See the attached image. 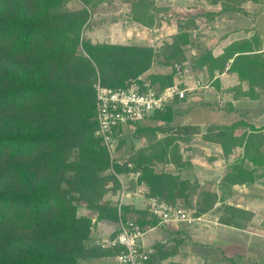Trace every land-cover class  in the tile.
I'll list each match as a JSON object with an SVG mask.
<instances>
[{
	"label": "trees",
	"instance_id": "1",
	"mask_svg": "<svg viewBox=\"0 0 264 264\" xmlns=\"http://www.w3.org/2000/svg\"><path fill=\"white\" fill-rule=\"evenodd\" d=\"M68 1L0 0V264H88L114 257L116 251L102 249L93 238L98 222L120 219L113 196L121 185L111 168L126 176L131 163L132 171L141 173L138 183L149 189V196L172 204L181 198L188 203L197 191V186L164 169L170 163L178 169L189 165L179 155V147L171 149L168 140L161 147L158 170L153 158L142 154L124 164L111 163L107 148L96 136L98 74L102 86L118 88L149 71L156 54L148 46L82 39L93 0H80L82 6L76 10L66 8ZM208 1L221 2L225 11L243 12L236 6L242 0ZM132 7L135 23L152 25L153 20H146L150 10L145 0H134ZM188 43L187 33L177 36L158 54L163 56L162 65H182L183 45ZM261 46L260 38L254 36L232 43L218 57L206 51L196 63L207 68L211 78L228 72L241 84L248 82L249 90L242 97L259 100L264 94ZM182 73L183 68L164 76L149 75V80L160 92L177 79L182 81ZM182 87L186 86L182 83ZM153 118L171 125L173 106ZM135 125L138 134L148 130ZM240 126L246 125L240 121L213 126L203 137L219 143L224 157L234 148L243 149L239 162L223 177L231 187L253 184L258 178L255 172L264 167V127L248 126L250 131L238 137ZM121 130L116 129L115 136ZM181 131L188 144L200 134L198 127L190 125ZM218 198L217 192L204 193L197 202V217L215 210ZM82 206L97 213L95 222L79 214ZM245 214L250 215L225 204L218 221L242 228ZM121 217L132 219L143 230L159 224L148 209L124 207Z\"/></svg>",
	"mask_w": 264,
	"mask_h": 264
},
{
	"label": "rangeland",
	"instance_id": "2",
	"mask_svg": "<svg viewBox=\"0 0 264 264\" xmlns=\"http://www.w3.org/2000/svg\"><path fill=\"white\" fill-rule=\"evenodd\" d=\"M133 1L134 0H93L89 5L91 17L82 30V39L84 38L85 40H90L94 44H136L152 48L154 50V53L156 54V60L152 68L149 71L143 73L146 75L164 76L170 73L173 74L177 70L182 71L183 68L182 80H186L189 83L190 88H192L191 91H189L187 94H203L200 99L201 105L199 107H206L208 109H211L212 111L220 112L221 114L217 115V121L225 123L222 125L212 124L206 126L204 134L208 132V129L210 127L234 125L240 121L243 122L246 126H240L237 129L236 136L238 137H241V135H243L245 132L248 133L250 131L251 128H248V126L256 128L264 127V94L259 100H252L258 101L257 103H253L249 107L245 106V104L242 106L241 104L240 106H238V109H235L234 102L242 99L251 100L250 98L242 97V93L249 90V83L245 82L241 84L238 80V84L230 86L232 82H229V78L226 77V82L222 85V82L220 81L221 79H219L218 77L216 78V75L211 78L207 71V68L201 69L200 66L196 63V59L206 51H211L214 55V48L218 47L220 45L219 42L226 35H229L234 29H236V27H247L248 25H245L248 24V21H252V18L253 20L256 19V15L252 11V9H244V6L250 1L242 0L240 1V4H236L237 8L243 11L236 12L232 10L225 11L223 10L221 2L218 5H212L208 0H145V4L149 6L150 10L149 16L147 17V19L145 17V19L150 22L153 20L152 25L148 24V26H143L141 24L135 23V21L132 20ZM81 6L82 4L80 0H70L66 4V8L71 10H76ZM237 14L242 15L243 19L235 22L236 24L234 23L233 25H230L229 23H219L218 21L219 17L228 20L225 17H234ZM237 23H239V25ZM254 29L255 28L252 26L250 27V25L248 28L243 29V34L248 35L245 39H251L254 36H258L261 40L262 52L264 53V40L261 38V36L256 33L249 36V33H251V31L253 32ZM183 32L189 35V43L183 45L184 59L182 61V65H162V62L164 60L163 56H159L158 54L162 55L166 46L172 44L174 39ZM228 32L229 34H225ZM156 38L158 39L156 40ZM214 56L218 57L220 55ZM233 76L237 77L236 75ZM99 80L100 74H98V81ZM177 80V82H182L179 81V79ZM198 80L200 81V85H197L196 83ZM174 112L175 119L171 125H168L165 122L159 121L157 119H152L156 122L154 121L153 124L151 123L150 127L149 125H147L148 127H144V125H146V122L139 124L141 127L148 129L145 133L138 134L136 125H127L123 127L121 132H119L115 136L114 141L112 142L110 147L111 150H109L108 147L104 145L110 155L111 163L124 164L126 161L132 159L133 157L142 154L143 156H146L148 158H153L152 163L157 167L156 169L158 170V156L160 155L161 147L165 146L166 143L164 142L166 140H168L169 143L172 144L170 145L171 149H173L174 146L179 147V155L181 156H183V149L185 151L192 150V148L190 147L191 142L189 144L186 143V136L180 134L183 133L181 131V128H183L184 126H179L180 124L178 116H181L183 114L181 111ZM198 128L200 130V134L198 135H201V128ZM204 134L202 135V138L204 137ZM198 135L193 137L192 141L196 137H198ZM242 156L243 149L238 147L234 148L230 156L224 157L226 162V168L224 169L225 171L223 170L224 176L229 167L232 164L239 162V158H241ZM190 158L191 157H189V155L187 154L186 162H188V159ZM220 163L222 167V164L224 163L222 161ZM246 164L248 165L247 167L250 166L249 163ZM130 165L131 171L126 176L116 174L113 168H111V172L116 175L119 182L120 179H123L125 184L127 185L126 187H132L133 189H135L137 185L140 184L132 178L131 174L137 172L132 171L133 166L130 163L128 167ZM241 165L246 166L243 160H241ZM160 168L161 167H159V169ZM168 168L169 167L164 166V169L167 172H171V170H169ZM216 168H218V170H216L217 173H220L222 171V169L219 170L220 167ZM172 172H175V170H173ZM255 174L258 175V178L254 183L260 181L261 184V186L259 187L260 193L258 195V209L256 214H254L250 210L240 208L250 213V215L245 214V217L241 218L240 224L242 225L241 229L246 230L249 229V227H252L258 228L259 231L264 232V167L258 168ZM223 177L220 180V184L217 185V188H214V181L212 182L208 180H206L202 185L192 184L197 186V191L192 194L193 198L188 203L185 201V199L181 198L173 204H180L188 212L190 217L194 219V222H197L199 220V217H203V215L197 217V211L199 209V207L197 206L198 200H200L201 196L204 195V193H213L217 192V190H221V195L217 200L218 203L215 205V210L212 211V215L218 218V216H220V212L223 211V206L225 204L231 205L229 202L234 203V201H239L236 199L234 200L232 193L233 188L226 182H224ZM126 179H128L129 182ZM120 185L121 188L119 193H117L118 198L116 202H118L121 193V182ZM246 185L249 186L250 184ZM250 192L251 191L248 190L247 194H250ZM137 201L138 202H136V205L140 208L142 206V202H140V200ZM246 201L250 200L247 199ZM219 203L223 204L218 205ZM78 212L80 215L95 219V221L97 220V213L83 206L79 208ZM96 241L97 240H94V242ZM259 258L263 259L262 256ZM91 261H88V264Z\"/></svg>",
	"mask_w": 264,
	"mask_h": 264
},
{
	"label": "crops",
	"instance_id": "3",
	"mask_svg": "<svg viewBox=\"0 0 264 264\" xmlns=\"http://www.w3.org/2000/svg\"><path fill=\"white\" fill-rule=\"evenodd\" d=\"M244 7L246 10L252 9L256 15V19L253 20L252 18V21H248V24L245 25H248L247 27H236L230 34L229 32L225 33L229 35H226L219 42L220 45L214 48V55H221L226 47L234 42L245 39L248 35L243 34V29L248 28L249 25L255 28L253 32L251 31L249 33V36L256 33L264 40V2L255 4L250 1ZM225 18L228 20L219 17V23L233 25L235 22L243 19V16L237 14L234 17ZM237 24L239 25V23ZM228 74L227 72L217 73L216 78L221 79L222 85L226 82L227 78H229V82H232L230 86L238 84V78ZM182 83L190 88L186 80H182ZM196 83L198 85L200 81L198 80ZM202 96L203 94L190 93L183 100L171 102L170 105H173L174 111H181L183 114L178 116L179 126L190 125L200 127L202 134L198 135L191 142L190 147L192 150H182L183 160H187V154L191 157L188 159L189 165L187 167L178 169L172 163L167 164L166 167H169L168 169L171 170V173L179 174L183 180H189L192 184L202 185L208 180L214 181V188H217V185L220 184V180L224 176L223 170L226 168L223 149L219 143L204 140L202 135L206 130V126L212 124L222 125L225 123L217 121V115H220V112L212 111L206 107H199ZM257 102L242 99L234 102V107L238 109V106L241 104L242 106L245 104V106L249 107L251 104ZM153 117L154 115L145 121L146 125L144 127H148L147 125L150 127L151 123H154L155 120H152L154 119ZM221 161L224 163L222 167ZM216 167H220L219 170L222 169V171L217 173L216 170L218 168ZM173 170L175 172H172ZM138 186L141 187V185H137L135 189L132 187L128 188L127 192L129 195L124 199L123 208L129 207L134 210H146L149 208V198H151L149 196V190L144 185L143 193L135 195ZM260 186V181L249 186L234 185L232 187L233 198L239 201L229 203L237 208L250 210L256 214L259 205L258 195L260 193ZM248 190L251 191L250 194H247ZM220 191L217 190L219 197L221 195ZM117 198L118 195L113 199L116 201ZM247 199L250 201H246ZM137 200L142 202L140 208L136 205ZM198 219L197 222L191 224L163 223L146 229L143 242L146 245L153 246L157 252L150 264H230L229 260H234L238 264H264V232L259 231L258 228L249 227V229L245 230L221 224L218 222V218L212 215V212L204 214L202 218L199 217ZM92 220L95 221V219ZM117 227L118 222H98L93 233L94 240L115 234ZM261 256L263 259L259 258ZM89 264H116V262L114 257H107L92 260Z\"/></svg>",
	"mask_w": 264,
	"mask_h": 264
},
{
	"label": "built area",
	"instance_id": "4",
	"mask_svg": "<svg viewBox=\"0 0 264 264\" xmlns=\"http://www.w3.org/2000/svg\"><path fill=\"white\" fill-rule=\"evenodd\" d=\"M95 90L98 124L96 136L111 150L116 129L141 124L156 112H164L171 102L185 99L190 88L182 87V82L176 81L172 86L158 92L152 88L149 75L142 74L139 78L130 80L118 88L104 87L99 80L95 84ZM129 167L131 168V165ZM131 175L138 183L140 173ZM120 182L122 189L117 204L120 216L117 230L113 235L97 239L95 243L102 249L116 251L114 256L116 264H150L157 252L153 246L143 242L145 230L132 219L121 217L124 199L129 194L124 180L120 179ZM140 185L135 195L143 193L144 184ZM148 211L150 218L159 220V224L194 222L180 204H172L159 197L149 198Z\"/></svg>",
	"mask_w": 264,
	"mask_h": 264
}]
</instances>
